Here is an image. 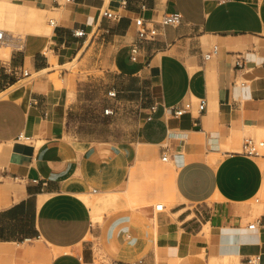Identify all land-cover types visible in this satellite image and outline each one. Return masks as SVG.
I'll use <instances>...</instances> for the list:
<instances>
[{"label":"crops","instance_id":"0c3cea01","mask_svg":"<svg viewBox=\"0 0 264 264\" xmlns=\"http://www.w3.org/2000/svg\"><path fill=\"white\" fill-rule=\"evenodd\" d=\"M0 27V264H264V153L230 149L264 138V0H0ZM109 191L135 204L93 220Z\"/></svg>","mask_w":264,"mask_h":264},{"label":"bare ground","instance_id":"6f19581e","mask_svg":"<svg viewBox=\"0 0 264 264\" xmlns=\"http://www.w3.org/2000/svg\"><path fill=\"white\" fill-rule=\"evenodd\" d=\"M52 21H54V19L50 20V24L52 23ZM1 34L4 36L6 35L4 39L1 38L2 37ZM23 34H24V32L23 33L18 32L17 30L7 31V30L2 29L0 27V55L8 56L9 51H7V50L10 47H21L23 45ZM167 161H169V160H167ZM103 193H101V195L99 194L98 196H92V197H90L91 195H89V194H83L82 197L90 203L101 204L102 206H104L105 210H108V211H111V210H114V209L120 207L121 205H123V203H128V205H130L131 203L135 204L134 203L135 200L134 199L132 200L130 198L131 192H129V191H125V192H118V191L117 192H110L109 191L108 193L107 192L105 194H103ZM165 202L166 201L163 198L157 200L156 202H154L155 208H157L158 206H164ZM133 204H131V205H133ZM128 205H126V206H128ZM102 218H103L102 214L94 211L93 220H102ZM211 264H219V263L215 260H212ZM224 264H229V262L225 261Z\"/></svg>","mask_w":264,"mask_h":264},{"label":"built area","instance_id":"2783aa9c","mask_svg":"<svg viewBox=\"0 0 264 264\" xmlns=\"http://www.w3.org/2000/svg\"><path fill=\"white\" fill-rule=\"evenodd\" d=\"M19 1V0H15ZM103 15L108 16V17H116L117 14H114L110 10H103ZM182 20V14L179 12H170V13H165L162 17L161 22L164 24H178ZM54 23V21H52ZM137 25L139 26L138 28V34L140 38L142 39H147L150 37H153L157 34V29L155 27H149V29L145 28L143 18H137L136 20ZM78 34H83V31L78 32ZM133 55L135 56V52L137 51V48L134 47L132 49ZM207 106V101L206 99H201L199 101V109L203 110ZM184 112L183 109H178L175 110L176 114H182ZM264 145V141H258L255 138H247L243 144H242V153L248 154V155H260L261 154V146ZM163 160H167V156H163ZM163 206H158V209H162ZM250 227H255V223L250 224ZM257 258H250L249 261L255 262ZM140 262H129L127 264H139Z\"/></svg>","mask_w":264,"mask_h":264},{"label":"rangeland","instance_id":"374dc122","mask_svg":"<svg viewBox=\"0 0 264 264\" xmlns=\"http://www.w3.org/2000/svg\"><path fill=\"white\" fill-rule=\"evenodd\" d=\"M56 18V15L53 13V12H50V13H48L47 14V17H46V22H50V20L51 19H55ZM2 35V34H1ZM6 36V35H5ZM5 36L4 35H2V39H4L5 38ZM248 137H252V138H255L256 140H258V141H264V138L262 137V138H256V137H254V135L252 134V132L251 131H246V132H244V133H242V135L240 136V138H239V141H238V143H237V145H234V146H231L232 148H230V149H238L239 151H241L242 150V144H243V142H244V140L246 139V138H248ZM25 141H29V140H25ZM260 150H261V152L262 153H264V145L263 146H261V148H260ZM260 157H264V156H260ZM262 168H263V170H264V160H262ZM152 181H155L156 179H158V180H161L160 181V183H162V177H157V178H155L154 176H151V178H150ZM257 200H258V202H257ZM250 201H251V203L252 204H263L264 203V193L262 194V193H260V192H257V194H254V196H252V198L250 199ZM89 203V205L92 207V209L94 210V211H96L97 210V207H98V204H96V203H90V202H88Z\"/></svg>","mask_w":264,"mask_h":264}]
</instances>
